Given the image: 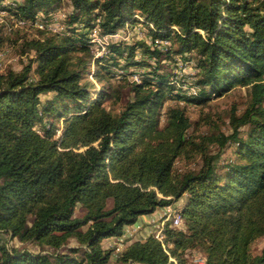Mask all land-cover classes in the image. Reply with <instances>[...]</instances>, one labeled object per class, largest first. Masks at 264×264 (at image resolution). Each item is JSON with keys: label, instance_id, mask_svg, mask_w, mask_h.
Masks as SVG:
<instances>
[{"label": "trees", "instance_id": "1", "mask_svg": "<svg viewBox=\"0 0 264 264\" xmlns=\"http://www.w3.org/2000/svg\"><path fill=\"white\" fill-rule=\"evenodd\" d=\"M69 2L74 12L68 24L81 23L86 32L38 30L41 37L22 44L33 57L19 71L0 72V264H107L113 248H104V239L120 237L139 216L185 193L180 210L185 230L166 222L162 241L153 235L134 241L122 252V261L186 264L185 250L199 248L205 264H264V245L259 255L250 251L252 242L264 236V0ZM60 3L20 0L2 8L12 10L16 19L33 21ZM137 12L144 17L150 44L111 42L108 56L88 54L94 78L102 80L103 61L132 59L138 48L156 61L162 54L194 53L198 74L184 89L176 86L174 74L156 67L139 74V82H131L133 98L112 115L102 106L105 90L93 96L81 84L78 66L84 60L72 62L71 57L89 53L86 33L98 28L100 35L114 34L139 22ZM156 40L170 45L162 50ZM31 72L36 79H30ZM235 86L247 88V106L241 115L231 111L232 132L216 140L221 146L232 141L239 161L219 173L216 156L199 144V168L174 176L191 122L184 108L174 106L160 127L163 104L170 96L200 104ZM47 93L53 97L40 103V95ZM46 117L64 120L58 138ZM243 125L247 131L240 136ZM78 206L80 215L75 214ZM3 232L53 252L7 248ZM70 238L78 246L61 249Z\"/></svg>", "mask_w": 264, "mask_h": 264}, {"label": "rangeland", "instance_id": "2", "mask_svg": "<svg viewBox=\"0 0 264 264\" xmlns=\"http://www.w3.org/2000/svg\"><path fill=\"white\" fill-rule=\"evenodd\" d=\"M13 1L20 0H4L0 4V35L3 38V43L0 47V72L4 73L9 70L19 71L22 66L33 57V51H24L23 42L30 38L41 37V32L50 33L43 29H38L34 25L27 24L23 26L16 25V18L12 10H5L2 7L11 4ZM12 6V5H11ZM13 7V6H12ZM74 12L69 0H61L59 7L50 13H44V16L49 20L52 15H59L57 22L62 26L60 33H67L72 27L76 29V34H84L83 24L74 23L68 24L67 16ZM140 18L136 17L139 22L128 24L127 28L119 29L115 34H118L115 38L104 39L103 35L99 32L93 35L92 31L85 34V37L89 38L88 50L89 53L75 52L73 53L71 60L77 62L82 61L78 70L82 73L81 84L86 85L87 89L94 94L103 88L107 93L106 98L102 102V106L108 110L112 115L118 114L127 101L133 98V93L130 91L133 75L143 74L151 72L155 67L158 72H167L174 74V78L178 80L176 86H192L197 78V57L193 53L191 55H173L167 57L162 54L156 61V59L148 58L141 54V50L138 48L132 57V59L118 58L116 60L103 61L106 63V69L99 68L100 76L102 80L99 82L94 78V61L88 58V54H92L94 57L108 56L107 45L111 42L122 41L126 45H131L137 41L144 40L150 44L148 27L142 23L144 17L140 13H136ZM150 27V26H149ZM151 28V27H150ZM40 30V31H38ZM82 36V35H81ZM93 40V41H92ZM108 41V44L103 42ZM170 45V41H169ZM167 45V46H169ZM164 50L165 48H161ZM142 61V65H131L128 62ZM33 66H35L33 64ZM102 66V65H101ZM30 79H36V75L31 72ZM178 88V87H177ZM53 97V93L41 94L40 103L50 100ZM247 88L243 86H235L228 92L221 96H212L207 101L196 104L179 100L173 96H170L163 104L160 113V127H163L166 120V113L170 107L179 106L184 108L186 116L189 118L191 125L186 131V138L188 139V145L185 150L179 155L173 165V175L179 176L180 174L189 171L197 170L201 164V156L198 151V145L205 146V148L216 156L215 166L216 171L222 173L225 170V166L231 162H238L239 159L236 153V146L232 141H228L224 146L219 145V141L216 140L221 134L224 136L229 135L232 132V128L229 123V115L232 110H235L237 115H241L245 110L248 103ZM62 103L58 105V108ZM45 120L54 122L56 133L55 138L60 135V130L64 124L63 119H56L54 117H46ZM36 130L42 133V129L39 125L36 126ZM240 136H245L247 131V125L239 127ZM194 142V145L192 144ZM82 150V149H81ZM187 194H183L177 201L166 207H159L153 213L152 220L148 219L143 222L136 223L134 225L125 226L123 234L120 237H114L113 239L103 240L101 242L104 248H113V252L107 264H139L124 262L120 256L122 252L134 241H142L150 235L156 236L160 231L161 241L164 239L163 228L166 222L172 224L174 215L179 214L182 206L186 202ZM81 208L78 206L75 214L80 215ZM181 214V213H180ZM182 217V216H181ZM139 218V217H138ZM164 224L162 225V220ZM173 228L185 230L184 220L182 217L181 222L173 226ZM150 229V230H149ZM142 232V233H140ZM2 244L7 248L15 247L17 249H27L31 252H53L49 248H39L34 243L25 240L20 241L18 238H10L9 233H2ZM264 245V236L255 239L251 244V255L256 256L261 253ZM78 243L75 239H68L67 243L61 247H76ZM186 264H197L199 259H203L205 262V254L199 248H189L185 250Z\"/></svg>", "mask_w": 264, "mask_h": 264}, {"label": "built area", "instance_id": "3", "mask_svg": "<svg viewBox=\"0 0 264 264\" xmlns=\"http://www.w3.org/2000/svg\"><path fill=\"white\" fill-rule=\"evenodd\" d=\"M61 16V14L59 15H52L51 17H49V20L44 16L43 13H39L36 18L33 21L30 20H24V19H16V25L18 26H23V25H27V24H31L34 25L35 27H37L38 29H43L46 31H50V32H57L60 33L59 31L62 30V26H60V24L57 22V17ZM135 17H139L138 14H135ZM128 24H125V28H127ZM150 27H153V25L151 23H149ZM99 32L98 28H95L92 30L93 35H96V33ZM104 39L106 38H115L118 36V34H110V35H103ZM93 41V40H92ZM104 44H108V41L106 40L105 42H103ZM155 44L158 48H166L167 45H169V41L168 40H156ZM133 80L136 82H139V75L135 74L133 75ZM166 219L162 220V225L164 224V221ZM182 220L181 214H175L174 215V219L171 225L176 226L178 225ZM158 240L161 241V237H160V231H158V233L155 236ZM197 264H205L203 259H199Z\"/></svg>", "mask_w": 264, "mask_h": 264}, {"label": "crops", "instance_id": "4", "mask_svg": "<svg viewBox=\"0 0 264 264\" xmlns=\"http://www.w3.org/2000/svg\"><path fill=\"white\" fill-rule=\"evenodd\" d=\"M154 215V213H150V214H147V215H141V216H139V218L136 220V222L135 223H133V224H131V225H134V224H136V223H139V222H143V221H146V220H148V219H153L152 218V216ZM128 226V225H127ZM150 230V229H149ZM140 233H142V232H140ZM112 239L114 238V237H111ZM111 238H107V239H105V240H108V239H111Z\"/></svg>", "mask_w": 264, "mask_h": 264}]
</instances>
